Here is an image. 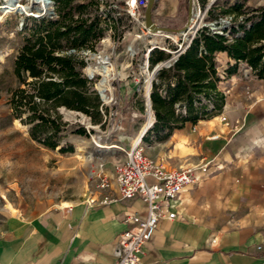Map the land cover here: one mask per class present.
I'll return each mask as SVG.
<instances>
[{
    "label": "crops",
    "instance_id": "obj_1",
    "mask_svg": "<svg viewBox=\"0 0 264 264\" xmlns=\"http://www.w3.org/2000/svg\"><path fill=\"white\" fill-rule=\"evenodd\" d=\"M159 6L155 0L152 20L181 16L158 12ZM171 29H178L177 24ZM215 62L222 79L218 88L225 91L221 116L196 125L185 123L183 130L193 127L198 131L201 159H210L219 169L171 203L175 219L160 223L143 248L141 264H264V85L248 99L242 98L246 93L240 94L237 103L240 84L233 85V76H222L233 62L225 53L216 54ZM123 64L127 68L132 63L129 59ZM128 75L129 71L121 79ZM112 79L97 87L113 89ZM123 85L120 92L132 99L134 107L135 87L130 80ZM196 143L190 142L192 148ZM162 146H148L145 153L167 169L177 168L173 162L166 165V157L173 152L163 151ZM243 149L246 163L236 158ZM114 169L107 177H113ZM233 176L242 178L234 183ZM106 194L114 195L115 189L93 188L89 198ZM86 201L53 205L32 216H8L0 228V264H115L117 236L146 217V206L139 199L117 200L102 207H87Z\"/></svg>",
    "mask_w": 264,
    "mask_h": 264
},
{
    "label": "rangeland",
    "instance_id": "obj_2",
    "mask_svg": "<svg viewBox=\"0 0 264 264\" xmlns=\"http://www.w3.org/2000/svg\"><path fill=\"white\" fill-rule=\"evenodd\" d=\"M14 1L32 10L37 8L33 0ZM90 1L93 3L88 8L90 17L97 14L106 23L101 25L104 29L101 39L94 43L91 50L84 52L87 53V57L91 55L90 59L94 57V54L108 56L113 64V73L117 78L110 82L113 88H109L110 93L102 92V97L107 101L104 104L106 118L102 116L101 124H104L102 127L101 124L93 123L90 117L83 113L60 109L62 121L66 123V126L64 132L58 135L59 147L54 150L32 140L28 133L29 126L22 125L11 116L8 99L11 92L20 87L14 75V60L23 45L25 36L22 31L23 25L29 28L35 20L45 17L56 18V6L51 0L52 3L46 7L47 12L41 18L26 17L20 13H8L2 16L0 13L2 17L0 19V228L10 215L20 213L32 216L53 205L64 207L84 202L89 198L94 188L93 178L98 175L107 177L110 170L125 161L126 152L147 118L144 94L148 81L146 73L141 75V91L132 96L135 100L134 107H131L132 99L129 100L120 92L125 80L129 81L128 78L121 79L122 74L130 71L131 67H137L136 65L145 55V49L157 46L172 50L177 43L185 39L176 33H166L172 38L161 35L148 37L147 34H143L140 23L131 16L132 10L130 11L127 7L129 0H76L74 5ZM135 1L136 6L133 10L137 15L142 13L146 2L144 0ZM207 3L208 0L201 5L199 0H193L192 11L197 12L201 21L193 33L194 36L201 29L213 33L214 30L219 31L224 27H227L225 28L227 31L228 28L237 27L239 24L246 26L249 21L247 19L253 16L256 10L264 8V0H216L215 4L208 9L206 8ZM157 4H160L158 12L182 15L187 4L189 7V0H157ZM4 6L5 1L0 0V11ZM235 6L239 7V13L231 11ZM226 19L228 21L225 23H228V26L222 23ZM113 21L116 24V30L112 28ZM129 47L138 52L134 58L130 57ZM168 56L166 60L170 58V55ZM129 59L132 64L128 66L129 68H125L123 63ZM88 63L94 64V61L91 60ZM154 66H150L148 71L151 72ZM86 67L87 65L83 69ZM83 69L82 73L86 77L85 72L87 74L88 72ZM233 77V85L240 84L235 93L238 98L237 103L240 94L246 93L242 95V98L248 99L253 91L264 85V81L260 83L243 64L238 66ZM109 78L111 79L112 76ZM109 78L101 83L105 84V81L110 80ZM99 80L98 77L92 83L97 86ZM109 97L112 99L111 102H109ZM233 111L232 114L237 115ZM151 128L152 126L143 135L144 139H147L146 142L142 140L145 152L146 148L153 144L163 145L161 149L166 152L172 150L171 156L166 157L167 166L172 162L174 167L201 166L210 162L203 180L219 169L218 166H213L210 159H201L199 134L193 127L187 130H177L181 132L179 135L174 134L177 132L174 131L167 136L164 133L151 132ZM79 129H83L86 135L74 134ZM195 140L198 143L192 148L190 142L193 143ZM61 148L72 149V152L62 153ZM237 154L236 158L246 163V150L243 149ZM236 158L234 157L235 160ZM229 164L232 165L231 162ZM241 178L233 176V182L237 183Z\"/></svg>",
    "mask_w": 264,
    "mask_h": 264
},
{
    "label": "trees",
    "instance_id": "obj_3",
    "mask_svg": "<svg viewBox=\"0 0 264 264\" xmlns=\"http://www.w3.org/2000/svg\"><path fill=\"white\" fill-rule=\"evenodd\" d=\"M76 0H53L56 18H41L31 27L23 25V45L14 60V75L20 87L8 99L11 116L29 126V136L50 149L59 147V134L64 132L60 109L76 111L102 123V106L82 69L81 51L91 50L103 36V21L97 14L90 17L93 3L74 5ZM204 5L206 0H199ZM188 4L184 14L174 18L154 17L161 28L181 29L187 22ZM239 7L231 9L239 13ZM248 24H239L220 35L199 30L188 48L169 69L158 71L150 93L154 123L151 132L171 135L185 123L196 125L219 114L225 104V92L219 90L222 80L217 73L215 56L225 53L233 63L222 76L231 77L243 64L258 80H264V8L255 11ZM112 28L116 24L113 21ZM227 35H226V34ZM169 56L153 50L149 65L154 66ZM104 124H101V127ZM74 134L85 136L79 129ZM142 140L144 142L147 139ZM60 152H72L61 148Z\"/></svg>",
    "mask_w": 264,
    "mask_h": 264
},
{
    "label": "built area",
    "instance_id": "obj_4",
    "mask_svg": "<svg viewBox=\"0 0 264 264\" xmlns=\"http://www.w3.org/2000/svg\"><path fill=\"white\" fill-rule=\"evenodd\" d=\"M144 1L147 2V0ZM133 9L131 11V16L135 17V20L140 23L142 33L145 35L147 34L148 37H150V35H155L149 33L144 27V8L142 13H138L137 15H135ZM227 21V19L223 20L222 23ZM226 25L228 26V23H226ZM225 28L227 27L221 28L219 31L214 30L213 33L222 35L225 32ZM193 37L194 34L190 37L187 35L186 38L177 43L172 50L157 46L145 49V55L143 56L142 61L136 65L137 67L132 68L128 75V79L134 85L136 92L141 91V75L146 73L149 87V100L152 82L155 80L158 71L171 68L177 61L178 57L188 48ZM153 50L165 52L170 55V58L156 64L151 72H149V56ZM128 52L131 58H134L138 53L137 51H133L132 47L128 48ZM86 55L87 53L84 51L80 52V56L83 59L85 66L87 65L88 67L92 64L88 63V61H91V55L88 57ZM156 67H159V69L155 74L154 71ZM85 69L83 70L85 71ZM85 74L86 78L91 82L98 78L97 75L90 76L86 72ZM116 78L117 76L115 77V75H113L111 81H114ZM93 86V90L99 95V97H101L95 84L92 83V87ZM111 101L112 99L109 97V102ZM101 102L102 106H104L107 101L105 102L102 100ZM149 109L151 111V104ZM100 112L102 116L106 118L104 111L100 110ZM125 155L126 160L115 167L112 178L101 175L93 178L95 181L94 190L111 191L112 189H115V194H106L99 199L90 197L86 201V205L87 207H102L110 205L117 200L122 201L133 199H139L145 204L147 210L146 217L139 220L132 228L120 233L117 236L114 249L115 264H141L143 248L145 244L152 239L160 223L164 220L170 221L175 219V213L171 211V203L179 199L189 187L198 185L203 180L210 162H206L201 166H184L167 169L160 161L149 157L145 153L141 138L137 143H132Z\"/></svg>",
    "mask_w": 264,
    "mask_h": 264
},
{
    "label": "bare ground",
    "instance_id": "obj_5",
    "mask_svg": "<svg viewBox=\"0 0 264 264\" xmlns=\"http://www.w3.org/2000/svg\"><path fill=\"white\" fill-rule=\"evenodd\" d=\"M5 1V6L1 9L0 13L2 16L8 14V13H20L26 17L28 16H32V17H40L42 15V12H47V6L50 5V3L48 2V0H33L34 3L37 5V8L35 9H31L28 7H23L20 4H18L17 1L14 0H4ZM130 2H127V7L129 8V10L131 11L135 6H136V1L135 0H129ZM213 2H215L216 0H211ZM193 7V6H192ZM193 10V9H192ZM38 15V16H35ZM200 17L198 16L197 12H193L189 18V22H188V26H187V30L184 33H181L180 36L183 38H186L187 35H192L193 33H195V31L197 30L199 24H200ZM0 19H2V17L0 16ZM226 23L223 22V25H225ZM213 26V25H212ZM155 35H161L164 36L166 38H172L171 36H168L169 34L166 33H155ZM94 57L90 60L94 61V64L89 65L88 67H86V71L88 72V74H92V75H97L98 77H100L99 83H101L103 80L108 79L110 76H112L113 78V64L110 61V58L108 56L105 55H101V54H94ZM111 74V75H109ZM96 89L100 92L101 97H102V92H107L110 93V89H100L95 85ZM104 87V86H103ZM148 83L146 84L145 87V106L147 109V118L145 121V124L142 126V128L140 129L139 133L137 134V138L134 140L133 143H137L141 136L144 135L145 130H147L149 127H151L154 123V118L153 115L149 109L150 106V102L148 100V94H149V89H148ZM103 98V97H102ZM103 100L106 102V100L103 98Z\"/></svg>",
    "mask_w": 264,
    "mask_h": 264
},
{
    "label": "water",
    "instance_id": "obj_6",
    "mask_svg": "<svg viewBox=\"0 0 264 264\" xmlns=\"http://www.w3.org/2000/svg\"><path fill=\"white\" fill-rule=\"evenodd\" d=\"M48 2L51 4V0H48ZM216 2V1H215ZM215 2L208 0V3L206 5V8H210L211 6H213L215 4ZM192 3L193 0H189V7H188V19L186 24L181 28V29H167V28H161L158 27L152 20V12H153V8L155 5V0H147L145 6H144V13H143V22H144V27L145 29L149 32V33H176V34H181L184 33L187 30V26H188V22H189V18L192 14ZM45 12H42V16H44ZM38 17V18H40ZM159 69V67H156L154 73L156 74L157 70ZM100 100L102 101L103 98L100 97ZM150 100V98H149ZM151 104V101H150ZM147 130H145L144 134L146 133ZM143 138V136H141V139Z\"/></svg>",
    "mask_w": 264,
    "mask_h": 264
}]
</instances>
